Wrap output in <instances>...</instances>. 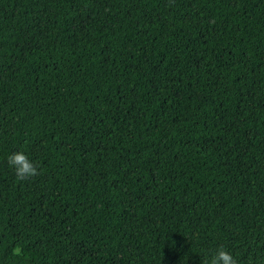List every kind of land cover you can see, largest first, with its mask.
Segmentation results:
<instances>
[{"label":"trees","instance_id":"obj_1","mask_svg":"<svg viewBox=\"0 0 264 264\" xmlns=\"http://www.w3.org/2000/svg\"><path fill=\"white\" fill-rule=\"evenodd\" d=\"M220 245L264 264V0H0V264Z\"/></svg>","mask_w":264,"mask_h":264},{"label":"clouds","instance_id":"obj_2","mask_svg":"<svg viewBox=\"0 0 264 264\" xmlns=\"http://www.w3.org/2000/svg\"><path fill=\"white\" fill-rule=\"evenodd\" d=\"M7 163L19 179H26L37 173V166L24 151L10 152L7 156ZM204 264H236V259L230 251L220 245L215 254L208 257Z\"/></svg>","mask_w":264,"mask_h":264}]
</instances>
